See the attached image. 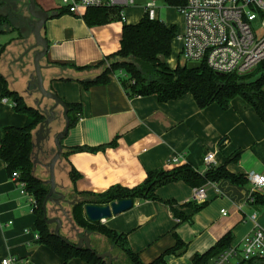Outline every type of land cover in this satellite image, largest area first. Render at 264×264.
I'll return each mask as SVG.
<instances>
[{
	"label": "crops",
	"instance_id": "0c3cea01",
	"mask_svg": "<svg viewBox=\"0 0 264 264\" xmlns=\"http://www.w3.org/2000/svg\"><path fill=\"white\" fill-rule=\"evenodd\" d=\"M27 1L8 2L12 13L25 22L26 33L20 36L10 28L0 34V76L30 106L33 98L25 90L27 73L32 67L30 55L25 51L33 43L29 23L34 19L28 12ZM35 3L50 14L42 31L48 48L41 60L43 66L50 68L42 72L59 77L50 86L62 100L82 104L81 114L61 141L63 152L74 146L97 148L63 156V168L56 172V181L64 185V190L57 189L65 192L68 199L73 198L74 192L100 193L115 185L134 187L150 170L181 164L201 170L202 159L209 151L214 152L212 166L225 165L229 172L247 178L252 172L264 174V123L242 97L232 98L226 109L216 103L200 108L190 93L165 102L158 101L155 95L130 97L120 83V72L110 74L106 83L88 88L76 79H62L57 63L95 65L116 52L123 21L88 26L81 17L67 12L57 14L59 0H35ZM132 10V6L125 10L126 23H136L142 16L143 9L136 15ZM62 69L67 75L82 72L70 67ZM44 80L47 81L45 76ZM1 90L0 81V137L5 126L19 127L26 121V115L16 112L11 100L1 98ZM112 140L115 145H108ZM174 155H179L180 161L168 163ZM71 169L77 173L73 184ZM35 175L46 178L41 168ZM204 187L206 203L197 211L190 204L194 187L176 181L159 186L157 200L136 199L130 209L103 223L126 234L130 247L145 264L172 247L176 237L184 243L182 254L166 255L164 264H192L195 253L205 252L228 231L233 235L231 242H238L256 225L264 229V209L248 201L249 181L238 185L223 179L206 183ZM260 192L264 193V186ZM29 199L20 192L0 160V264L5 257L12 258L14 264H88L78 257L63 262L36 239V216ZM167 200H172L171 206ZM221 209L226 211L225 215ZM96 235L93 239L100 241ZM70 241L75 242L71 237ZM96 246L97 250H111L106 242L102 247Z\"/></svg>",
	"mask_w": 264,
	"mask_h": 264
},
{
	"label": "trees",
	"instance_id": "16d2710c",
	"mask_svg": "<svg viewBox=\"0 0 264 264\" xmlns=\"http://www.w3.org/2000/svg\"><path fill=\"white\" fill-rule=\"evenodd\" d=\"M165 2L177 10L185 0H165ZM3 3V0H0V34L6 31V26H11L12 29L19 31L20 27L15 25L6 10L9 4L7 3L6 7ZM66 11L64 8H59L56 13L63 14ZM81 18L88 26L102 25L113 20L121 21L120 9L110 6L87 8ZM176 35V24H167L159 18H150L145 12L136 23L123 21L119 49L105 56L95 65L57 64L78 71L103 68L104 71L100 76L79 81L84 88L106 83L110 74L121 71L120 83L130 97L155 95L158 101L165 102L190 93L200 108L216 103L220 108L226 109L232 98L240 96L253 107L264 123V59L251 72L241 74L218 75L204 63L200 67L192 69L187 68L186 65H176L171 68L166 60L171 55V44ZM0 81L2 82L1 98L11 100L14 103V110L26 115L23 126H5L3 128L0 137V160L5 163L9 174L13 171L19 172L21 180L25 182L26 191L36 200L33 213L36 216L35 229L39 235L40 243L49 247L63 262H67L72 257H78L88 264H106V259L97 257L91 250L77 249L72 244L61 240L50 231L51 225L44 221L42 203L48 191V184L32 174L30 160L31 133L43 117L37 109L29 106L22 96L10 90L1 76ZM65 103L68 107L67 115L70 128L81 114L82 104L80 102ZM108 145H115V140H112ZM96 149L74 146L65 151L63 156L66 157L73 151H95ZM76 177L77 173L71 169L72 184ZM223 179L238 185H246L249 181L243 174L229 172L225 165H210L204 172L189 164H181L170 169L150 170L141 183L131 188L115 185L100 193L74 192L82 199L71 205L72 219L82 230L106 238L114 251L111 250V254L114 257H119L118 259L114 258L112 264H145L130 247L126 234L116 232L106 227L102 222L88 221L83 214V205L86 203L106 205L128 198L133 201L136 199L157 200L156 189L171 182L183 181L189 186L199 187ZM251 196L252 203L260 205L264 209V193L253 190ZM167 203L171 206L172 200H167ZM205 203L206 201L199 204L194 201L190 202L194 211L201 209ZM232 240L233 235L228 231L208 250L203 253H195L191 259L192 264H209L211 258L224 250ZM184 247V243L176 237L172 247L146 264H164L166 255L180 256ZM93 250L98 252L95 248Z\"/></svg>",
	"mask_w": 264,
	"mask_h": 264
},
{
	"label": "built area",
	"instance_id": "2783aa9c",
	"mask_svg": "<svg viewBox=\"0 0 264 264\" xmlns=\"http://www.w3.org/2000/svg\"><path fill=\"white\" fill-rule=\"evenodd\" d=\"M133 4L134 0H59L58 8L66 9L73 16L82 17L90 7H117L120 9L121 21H126L125 10ZM142 9V14L146 12L150 18H159L160 7L154 0L147 1ZM176 11L181 17V30H177V35L172 40L171 56L175 40L177 51L171 68L188 62H199L214 72L241 74L250 72L264 59V0H185ZM166 62L168 64V59ZM11 104L14 105L13 102ZM213 153L209 151L204 155L201 172L214 162ZM179 161L180 156L174 155L168 163L175 164ZM11 177L20 187V192L30 198L29 206L33 212L36 200L26 191L19 172L13 171ZM248 179L251 185L248 201L252 202L251 192L262 189L264 174L252 172L248 174ZM206 199L204 185L194 187L192 201L199 204ZM220 212L226 214L224 209ZM251 218L255 220V215ZM35 237L38 239L39 235L36 233ZM14 263L9 257L1 260V264ZM209 264H264V229L256 225L243 240L231 242L211 258Z\"/></svg>",
	"mask_w": 264,
	"mask_h": 264
},
{
	"label": "water",
	"instance_id": "95a60500",
	"mask_svg": "<svg viewBox=\"0 0 264 264\" xmlns=\"http://www.w3.org/2000/svg\"><path fill=\"white\" fill-rule=\"evenodd\" d=\"M27 9L34 20L29 23L33 43L29 44L25 51V53L30 55L32 67L27 73L28 82L25 92L33 98L30 106L37 109L43 117L31 133L30 160L32 162V174L36 176L35 172L37 173V169L41 168L46 178L39 179L48 184V191L42 203L43 219L47 224L53 225L50 231L64 242L72 244L70 241L71 236H64L60 233V229L66 226L72 236L76 238V242L72 244L75 248L89 249L97 257L106 259V264H112L114 256L111 252H96L93 250L90 239L91 234L78 227L72 219L71 205L82 198L74 195L72 199H68L65 192L58 190L65 189L63 184L57 183L56 172L63 168L64 152L61 141L69 129L68 107L65 101L50 86V82L59 77L52 72L47 73V75L42 72L44 68H50V66L47 67L41 64V60L44 58L48 48L47 40L43 36L42 31L50 14L43 9L37 8L35 0L27 1ZM57 66L62 75L60 78L76 79L78 81L96 78L104 71L103 68H99L97 72L89 71L86 73L82 71L74 76L67 75L61 66ZM200 66L201 63L199 62H188L186 64L189 69ZM215 73L223 75L220 72ZM44 76L47 81L44 80ZM132 206L133 200L129 198L113 201L106 205L86 203L83 205V214L90 222H103L113 215L130 209Z\"/></svg>",
	"mask_w": 264,
	"mask_h": 264
},
{
	"label": "rangeland",
	"instance_id": "374dc122",
	"mask_svg": "<svg viewBox=\"0 0 264 264\" xmlns=\"http://www.w3.org/2000/svg\"><path fill=\"white\" fill-rule=\"evenodd\" d=\"M11 0H3V4L4 6L7 7V3L10 2ZM147 1H151V0H134V4L132 5V8H134V10H132V13L134 12V15H136V13L143 8V6L145 5V3ZM157 4V6L160 7L159 9V14L158 17L160 20L165 21V22H171L177 25V30H181V17L179 15V13L174 10L172 7L168 6V4L165 2V0H154ZM9 4V3H8ZM10 6L8 5V7L6 8V10L8 11V13L10 14L9 17L11 18V20L15 23V25H18V27H20L19 31L17 30V33L22 36L26 33V26H25V22L20 19L18 16H16L15 14L12 13V10L9 8ZM11 28V26H6L5 30H9ZM172 45V44H171ZM172 54V51H171ZM173 54H175V49L173 47ZM171 56V55H170ZM169 56V57H170ZM168 57V58H169ZM168 64L173 66L174 65V56H171L168 59ZM103 223V222H102ZM104 224V223H103ZM105 225V224H104ZM106 226V225H105ZM107 227V226H106ZM67 227L64 226L62 227V229H60V233L64 236H69L71 234V232L67 229ZM93 236H95V234H92L91 236V245L93 248L96 249V245L98 244L99 247H102L104 242L108 243V241L106 240V238L104 236H100V235H96L97 238H99L100 241H95V239H93ZM71 238L73 240H75L76 242V238L72 236L71 234ZM96 244V245H95ZM109 245V243H108ZM110 249L113 251V249L111 248V246L109 245ZM97 250V249H96ZM111 250H105V251H111ZM98 252H104L101 250H97Z\"/></svg>",
	"mask_w": 264,
	"mask_h": 264
},
{
	"label": "flooded vegetation",
	"instance_id": "af4514ba",
	"mask_svg": "<svg viewBox=\"0 0 264 264\" xmlns=\"http://www.w3.org/2000/svg\"><path fill=\"white\" fill-rule=\"evenodd\" d=\"M51 226H53V225H51ZM72 244H74V242H72Z\"/></svg>",
	"mask_w": 264,
	"mask_h": 264
}]
</instances>
